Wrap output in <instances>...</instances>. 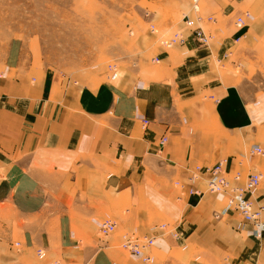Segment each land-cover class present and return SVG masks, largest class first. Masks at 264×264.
Here are the masks:
<instances>
[{
  "label": "crops",
  "instance_id": "obj_1",
  "mask_svg": "<svg viewBox=\"0 0 264 264\" xmlns=\"http://www.w3.org/2000/svg\"><path fill=\"white\" fill-rule=\"evenodd\" d=\"M199 9L183 0L145 13L150 28L111 70L23 71L11 46L5 71L20 73L0 82V264H264L238 212L215 219L228 196L207 193V176L191 180L199 164L223 162L236 188L260 173L253 203L264 206V155L252 154L264 153V0H200ZM157 21L162 36L179 26L185 43L166 48L174 34L158 45ZM104 221L114 237L98 238ZM124 232L156 237L151 263L123 253Z\"/></svg>",
  "mask_w": 264,
  "mask_h": 264
},
{
  "label": "rangeland",
  "instance_id": "obj_2",
  "mask_svg": "<svg viewBox=\"0 0 264 264\" xmlns=\"http://www.w3.org/2000/svg\"><path fill=\"white\" fill-rule=\"evenodd\" d=\"M182 3L183 0H0V82L20 73L17 70L6 72L4 67V59L13 44L21 47L23 69L19 70L51 68L69 74L81 67L100 64L111 70L116 67L117 58L132 52L124 50V44L129 41L134 45L140 28H150L143 21L145 13H168ZM182 18L180 15L175 25L183 23ZM155 25L154 33L160 46L164 39L182 33L177 26L171 35L162 36L158 21ZM157 61L155 59L153 65H160ZM117 232L102 237L98 230L97 236L107 239ZM124 234L127 233L124 232L122 238ZM16 248H20L19 245ZM57 261L64 264L62 260Z\"/></svg>",
  "mask_w": 264,
  "mask_h": 264
},
{
  "label": "built area",
  "instance_id": "obj_3",
  "mask_svg": "<svg viewBox=\"0 0 264 264\" xmlns=\"http://www.w3.org/2000/svg\"><path fill=\"white\" fill-rule=\"evenodd\" d=\"M199 2L200 0H193V10L197 15L200 11ZM200 20V17H198V21ZM185 23L188 28L194 30V36L202 47L210 46L211 37L205 33L202 28L196 27L194 21L186 18ZM236 25L239 28L242 27L244 25V20L242 18L238 19ZM184 43L185 39L180 34H176L172 39L168 40L165 45L167 46L166 48H172L175 44ZM162 44L164 45V41ZM148 124V121H143L144 128H146ZM166 143L167 138L164 137L161 140V145H165ZM252 152L259 155L263 154V151L258 147L253 148ZM223 170V162H220L215 166H198L192 174L191 180H198L202 175L207 176L208 191L210 193L225 194L228 196L226 208L222 212H215V219H222L225 215L232 211L238 212V214L241 216L243 224L250 225L252 227V235L254 239L264 245V206L255 209L253 203L254 193L262 183V175L259 173L250 175L247 178L244 187L236 188L233 187L230 180L225 177ZM240 179V175L236 173L233 180L239 181ZM190 194L199 196L201 195L199 191H190ZM116 231L117 226L112 221H104L99 228V233L102 237H108ZM155 244V236H140L137 234L127 233L123 235V242L121 246L125 252L141 258L146 263H151L153 261L152 250ZM52 264L61 263L56 261Z\"/></svg>",
  "mask_w": 264,
  "mask_h": 264
},
{
  "label": "bare ground",
  "instance_id": "obj_4",
  "mask_svg": "<svg viewBox=\"0 0 264 264\" xmlns=\"http://www.w3.org/2000/svg\"><path fill=\"white\" fill-rule=\"evenodd\" d=\"M243 27H244V25H243L242 27H240V28H243ZM204 32H205V31H204ZM205 33H206V32H205ZM208 35H209V34H208ZM209 36H210V35H209ZM210 37H211V36H210ZM195 39H196V38H195ZM196 41H197V40H196ZM211 41H212V38H211ZM197 43H198V41H197ZM198 44H199V43H198ZM164 45H165V43H164ZM210 45H211V44H210ZM165 46H166V45H165ZM199 46L202 47L200 44H199ZM166 47H167V46H166ZM204 48H207V47H204ZM167 141H168V140H167ZM165 145H166V144H165ZM252 154L259 155V154H257V153H253V152H252ZM261 155H264V153L261 154ZM259 174H260V173H259ZM259 187H260V186H259ZM116 232H117V231H116ZM116 232H115V233H116ZM121 247H122V246H121ZM122 249H123V248H122ZM127 253H128V252H127ZM129 254H130V253H129Z\"/></svg>",
  "mask_w": 264,
  "mask_h": 264
}]
</instances>
